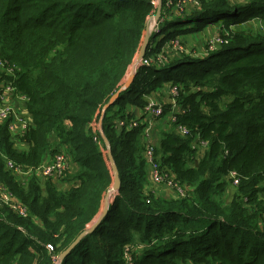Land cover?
<instances>
[{
    "label": "trees",
    "instance_id": "trees-1",
    "mask_svg": "<svg viewBox=\"0 0 264 264\" xmlns=\"http://www.w3.org/2000/svg\"><path fill=\"white\" fill-rule=\"evenodd\" d=\"M233 1L205 0L179 14L162 0L164 18L143 55L154 61H138L133 81L102 116L130 73L149 0H0V58L19 68L14 85L27 97L32 121L19 140L0 125V180L28 208L22 217L0 207V264H55L99 216L114 181L96 129L101 116L119 187L109 193L107 214L58 264H125L126 247L131 264H264V34L230 27L264 18V0ZM214 22L227 29L215 51L193 58L164 47L176 34ZM160 52L165 62H158ZM164 83L177 84L185 108L177 122L190 135L163 131L155 151L161 166L191 188L185 197L146 189L141 127L115 123L134 118L126 104L144 106L151 90L163 85L167 95ZM196 135L207 141L202 152L190 146ZM47 151L69 156L62 181L76 166L68 188L35 175L22 184L5 168L6 159L37 166ZM229 170L239 175L237 187L226 178ZM223 191L232 195L226 205Z\"/></svg>",
    "mask_w": 264,
    "mask_h": 264
},
{
    "label": "built area",
    "instance_id": "built-area-1",
    "mask_svg": "<svg viewBox=\"0 0 264 264\" xmlns=\"http://www.w3.org/2000/svg\"><path fill=\"white\" fill-rule=\"evenodd\" d=\"M182 1H192L195 3V0H177L176 4H181ZM149 2L152 5V16L154 14V10H156L159 0H149ZM164 4L168 8L172 7L173 4L175 5L173 0H165ZM183 7L184 6L182 4L179 9ZM151 16H149L148 18L149 21L152 19ZM261 28L264 29V24H261ZM157 32H159V25L153 30L152 33ZM210 41L212 43L213 40ZM219 41L220 43L226 42V40L221 36ZM216 43L217 42L215 41L214 45H216ZM179 44L180 43L177 40L172 41V45L174 48L180 47ZM178 49L181 50L182 48ZM159 57L160 56L158 55L157 60L158 62L162 63L164 57L162 56L163 60ZM153 61V57L145 58L143 56L139 60L140 64L145 66L151 64ZM18 69L19 68L16 64L9 62L7 59L0 58V125L5 123L9 134L15 140H19L20 138L24 137L32 126L31 116L26 111L27 97L20 93L14 85L15 73L16 71H18ZM167 93L170 98V102L172 103L175 98L177 99L178 96L177 86L170 85ZM143 107L144 108L140 112V115L147 120V125L143 130L145 146L142 153L145 158V163L149 168L148 184L146 186V189H148L150 193L156 196L163 195L166 197H185L189 194L191 188L180 184L179 181L174 178L171 171L161 166L159 160L155 156L156 151L154 148L152 137L150 135V129L153 122L156 123V121L160 120L161 118L167 119L166 117H168L172 122H169L170 124H172V129L175 132H178L180 135H188L189 129L184 124L177 122L176 116L172 113L171 109L167 111L165 115H163V106L156 100L147 99ZM117 125L119 127L132 128L137 126V120H135L134 118L130 119L129 121L119 119ZM201 142L203 144L207 143L205 140H202ZM19 144H21V142L17 145ZM69 161L70 158L65 152H58L55 153L50 159L46 161L41 160V162L37 166L33 167H24L20 164L15 163L11 159H6L5 168L7 170H10L21 183H24L29 176L35 175L42 179L55 180L59 184L66 182V180H62L64 179L68 171L67 169L69 168ZM226 178L233 187H237L239 183V175L235 170H229ZM161 189H164L166 193L164 192V194H161ZM149 201L150 197H147L146 202ZM4 206L11 209L19 216L26 217L28 214L26 206H24L17 199V197L5 184V182L0 180V207ZM262 215L264 217V211ZM123 258L125 260V264H131L132 256L130 247H126L124 249Z\"/></svg>",
    "mask_w": 264,
    "mask_h": 264
},
{
    "label": "rangeland",
    "instance_id": "rangeland-1",
    "mask_svg": "<svg viewBox=\"0 0 264 264\" xmlns=\"http://www.w3.org/2000/svg\"><path fill=\"white\" fill-rule=\"evenodd\" d=\"M204 1L205 0H195V3L192 2V1H188V2L187 1H182L181 4L180 3L176 4L177 0H173V2L175 3V5L173 4V9L177 10V12H179V14H182V13H185V11H187L188 9L198 7L199 6V3L204 2ZM241 1H244V0H239V1L234 0L233 2H235V3L238 4ZM182 4H183L184 7L179 9V7H181ZM161 9H162V7H161ZM154 12H155V10H154ZM150 16H151V14H150ZM151 17H152V19L148 23L149 31H151L149 33V35L153 32V30L158 25H160L162 23V20L164 18L161 15L158 18H155L153 15ZM261 24H264V18L259 17V16H253V17H251L249 19H246V20L240 22L236 26H233L232 25L230 27L231 28H235V29H245V31H247V32L259 33V34L261 32L262 34H264V29L261 28ZM226 33H227V29L224 26L219 25V23H215L214 22V23H210L209 25H207V27H205V29H203V30H201L199 32H192V35L190 33H187V34H181V33L176 34L177 36L176 37H172L164 45V47L167 44H168V46H173L172 45V41H174V40H177L178 42L179 41H183L184 46L182 44H179L180 47H178V48H182L181 50H185L186 53H187L186 55H190L193 58H200V55L207 54V52H208L207 50L215 51L219 47V45L221 44L220 41H219L220 40V36H221L220 34H226ZM144 34H145V30H144ZM144 34H143V36H144ZM210 40H213L212 43H211ZM215 41L217 42L216 45H214V42ZM178 48H175V50H180ZM205 48L207 50H205ZM158 55L160 56L159 58L162 59V56H163L162 52H160L159 54H157L155 56H158ZM168 56H170V53H168ZM134 60H135V57H134ZM162 60H161V62H162ZM163 62H165V61L163 60ZM137 64H139V63L137 62L136 65ZM164 84L166 86L172 85L170 83H164ZM167 95H168V93H167ZM167 95H166L165 90H164V87L162 85V86H159L158 87L157 92H155L154 89L151 90L150 93H148L147 95H145V98H146V100L147 99H149V100H156L157 102H159L163 106V115H165L167 113V111H169L171 109L172 110V113L176 116V119H177L178 115H180L181 113H184L185 108H183L181 106V104L179 103L178 99H176V98L171 103L170 102V98ZM169 102H170V104H169ZM135 107L136 106H134L133 104L127 103L126 106H125V110H126L125 112L128 113L131 110H133ZM143 108H144L143 106L142 107H138V111L139 112L134 117V119L137 120V126H135V127H141V141H142V145H143V148H144L145 141H144V135H143L144 134V131L143 130H144V127L147 125V120L143 116L140 115V112L143 110ZM166 118L167 119L161 118V120L157 121L156 123L153 122L151 124L150 135H151L152 140H153V143H154V148L157 147V143H158V140L160 138L161 132H163V131H173L172 127L169 125V122L170 123H172V122L170 121V119L168 117H166ZM120 120L129 121L130 119L125 116V117L121 118ZM118 121H119V119H117L115 123L117 124ZM135 127H132V128H135ZM132 128H128V129H132ZM96 129L98 131H100L102 129L101 128V125H100V121L98 122V125H97ZM175 133L177 135H179V136H181V137L184 138V137H187V136L190 135V129H189V134L188 135H185V136L180 135L178 132H175ZM198 137L199 136L196 135L195 138H193L190 141V146L192 148H196L197 152H202V150L207 146V143L203 144L201 142L202 140L199 139ZM22 146H25V145H22ZM155 156L159 160L160 154L158 152L157 153L155 152ZM142 157L145 160V158L143 156V153H142ZM22 184H25V183H22ZM231 197H232L231 193H226V192L223 191V193L221 194L220 200H221L222 204H225L226 205L231 200ZM260 198H261L260 199V201H261L264 198V195L260 196ZM260 201H259V203H260ZM27 210H28V208H27ZM263 211L260 214L261 219H264V217L262 215L263 214ZM263 225H264V222H263ZM47 248L49 250H51V248H49V246H47ZM52 258L54 259L55 258V255H53ZM58 259L59 258L57 257V260H55L57 262L55 264H58L59 263L58 262Z\"/></svg>",
    "mask_w": 264,
    "mask_h": 264
},
{
    "label": "water",
    "instance_id": "water-1",
    "mask_svg": "<svg viewBox=\"0 0 264 264\" xmlns=\"http://www.w3.org/2000/svg\"><path fill=\"white\" fill-rule=\"evenodd\" d=\"M161 7H162V0H159L158 2V5L156 7V10L153 14V16L155 18H158L161 14ZM148 23H149V19L147 20L146 22V28H145V34L142 38V42H141V45L139 47V50L138 52L136 53L135 55V60H133V63L131 64V69H130V73L128 75V77L126 78L123 86H121L108 100V102L103 106V109H102V116L104 114V110L105 108H107L110 104H112L116 98L118 97L119 95V92L121 90H124L126 89L130 84L131 82L133 81V78H134V75H135V65L136 63L142 58V56L144 55V52L146 51V48H147V44L149 42V28H148ZM102 116L100 117V120L102 118ZM99 120V121H100ZM100 133L105 141V145H106V148H107V155H108V159L110 161V164H111V168H112V171L114 173V181H113V184L112 186L109 188V190L107 191L106 193V197H105V200H104V204H103V208H102V211L101 213L99 214V216L96 218V220L91 224L89 225L87 228H85L68 246L65 250H63L60 255L58 256V262L60 263V261L65 257V255L72 249L75 247V245L79 242V240L86 234V233H89L91 231H93L95 229V227L98 225V223L102 220V218L107 214V209H108V196H109V192H111L112 190H115L119 187V178H118V172H117V167H116V164L114 162V159H113V156H112V153H111V149H110V144L108 143V141L106 140V138L104 137L103 135V131L102 129L100 130Z\"/></svg>",
    "mask_w": 264,
    "mask_h": 264
},
{
    "label": "crops",
    "instance_id": "crops-1",
    "mask_svg": "<svg viewBox=\"0 0 264 264\" xmlns=\"http://www.w3.org/2000/svg\"><path fill=\"white\" fill-rule=\"evenodd\" d=\"M133 110H135V112L138 114V108L137 109H133ZM158 121V120H157ZM156 121V122H157ZM62 149H64V147H60V150H62ZM52 157V154H51V152H49V151H47L46 153H45V155L43 156V158H42V161H46V160H48V159H50ZM147 166V165H146ZM76 170V166L74 167L73 166V168L72 167H70V173H69V180L71 181L72 179H73V173H74V171ZM148 171H149V168H148V166H147V184H148ZM40 178V177H39ZM41 180H44V179H42V178H40ZM70 181L68 182V181H66V182H63V183H59L58 184V182H57V187H58V189L59 190H64V189H66V188H68L69 187V184H70ZM164 192L166 193V191H164V189L162 190L161 189V194H164Z\"/></svg>",
    "mask_w": 264,
    "mask_h": 264
},
{
    "label": "clouds",
    "instance_id": "clouds-1",
    "mask_svg": "<svg viewBox=\"0 0 264 264\" xmlns=\"http://www.w3.org/2000/svg\"><path fill=\"white\" fill-rule=\"evenodd\" d=\"M103 109V108H102Z\"/></svg>",
    "mask_w": 264,
    "mask_h": 264
}]
</instances>
